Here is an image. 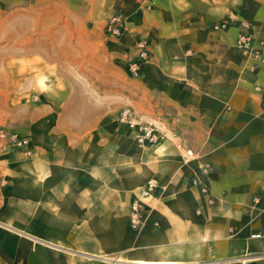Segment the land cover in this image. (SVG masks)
Returning <instances> with one entry per match:
<instances>
[{
	"label": "crops",
	"instance_id": "obj_1",
	"mask_svg": "<svg viewBox=\"0 0 264 264\" xmlns=\"http://www.w3.org/2000/svg\"><path fill=\"white\" fill-rule=\"evenodd\" d=\"M22 2L0 128L31 155L0 149V264H264V44L262 61L236 45L242 21L264 42V0ZM138 35L149 58L129 78ZM113 104L164 138L137 144Z\"/></svg>",
	"mask_w": 264,
	"mask_h": 264
},
{
	"label": "built area",
	"instance_id": "obj_2",
	"mask_svg": "<svg viewBox=\"0 0 264 264\" xmlns=\"http://www.w3.org/2000/svg\"><path fill=\"white\" fill-rule=\"evenodd\" d=\"M157 0H146L143 9L147 12L151 11L156 5ZM229 19L233 16L229 15ZM225 24L214 26V29L225 28ZM126 29L124 16L121 14L112 15L104 25V33L110 38H118ZM264 42L259 41L256 46L252 43V36L249 33V24L247 22L240 23V31L237 34L236 45L243 51L244 54L262 61L260 48ZM132 55L127 63V71L132 78L139 76L140 68L149 58V46L145 37L138 35L131 48ZM116 121L119 125L129 128L134 131V137L137 143L143 144L146 142L155 143L162 138L164 134L159 132L156 126L149 122H144L136 116L130 108H123L118 113ZM0 140L2 144L0 149H6L8 145L23 149L27 156L31 155L29 149V140L18 136L16 133H10L0 128ZM155 187L153 180H148L146 185L139 191V197L130 204L131 224L137 227L141 223V198L150 196ZM252 237H260L259 234Z\"/></svg>",
	"mask_w": 264,
	"mask_h": 264
},
{
	"label": "rangeland",
	"instance_id": "obj_3",
	"mask_svg": "<svg viewBox=\"0 0 264 264\" xmlns=\"http://www.w3.org/2000/svg\"><path fill=\"white\" fill-rule=\"evenodd\" d=\"M23 5L25 7H27V3L23 4L22 0H20V2H18V0H0V59L4 58L7 54V50L5 47L7 44V32H11L13 33V35L10 38V40L13 38V40H15V36H16V26H17V21H18V10L23 9ZM5 34V35H4ZM12 40V41H13ZM5 48V49H4ZM129 78H131V76L127 75ZM114 106V104L112 105ZM123 108H129V107H124V106H120L119 104H116L114 106V111H118L121 110ZM159 130V129H158ZM160 132V130H159ZM133 140L136 142V140L134 139V137H132ZM161 140L155 142V143H137L139 145L142 146H146V145H152V146H157L159 144Z\"/></svg>",
	"mask_w": 264,
	"mask_h": 264
}]
</instances>
